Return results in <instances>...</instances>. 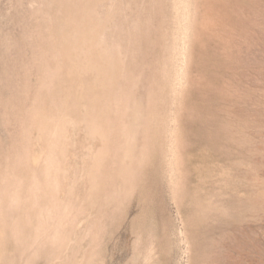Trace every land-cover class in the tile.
<instances>
[{"label":"rangeland","instance_id":"374dc122","mask_svg":"<svg viewBox=\"0 0 264 264\" xmlns=\"http://www.w3.org/2000/svg\"><path fill=\"white\" fill-rule=\"evenodd\" d=\"M0 264H264V0H0Z\"/></svg>","mask_w":264,"mask_h":264}]
</instances>
